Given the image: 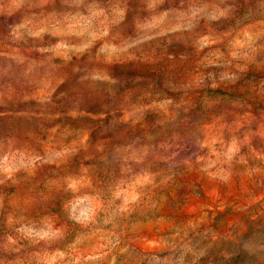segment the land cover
<instances>
[{
  "label": "rangeland",
  "instance_id": "rangeland-1",
  "mask_svg": "<svg viewBox=\"0 0 264 264\" xmlns=\"http://www.w3.org/2000/svg\"><path fill=\"white\" fill-rule=\"evenodd\" d=\"M0 264H264V0H0Z\"/></svg>",
  "mask_w": 264,
  "mask_h": 264
}]
</instances>
